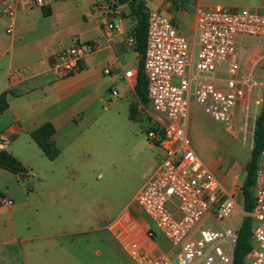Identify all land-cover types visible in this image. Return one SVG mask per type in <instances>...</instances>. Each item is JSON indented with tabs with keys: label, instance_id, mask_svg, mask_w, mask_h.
Instances as JSON below:
<instances>
[{
	"label": "built area",
	"instance_id": "built-area-1",
	"mask_svg": "<svg viewBox=\"0 0 264 264\" xmlns=\"http://www.w3.org/2000/svg\"><path fill=\"white\" fill-rule=\"evenodd\" d=\"M59 1L63 0H21L25 7ZM259 9L200 6L193 41L181 31L179 21L158 10L147 14L143 71L149 99L146 110L154 120L148 137L162 154L157 171L135 202L152 222L140 234L156 247L158 233H162L171 251L154 254L143 243L135 223H126L129 213L125 212L113 227L137 264H233L240 221L229 227L216 223L233 214L237 201L191 145L190 104L196 100L214 120L234 133H250L253 140L256 114L251 107L262 103L264 89V8ZM3 13L9 16L7 33L14 32L12 5ZM108 27L120 29L115 23ZM129 41L135 43L134 38ZM93 50L92 43L75 36L69 46L51 56V69L59 76L78 73ZM125 75L132 78L135 72L128 70ZM253 191L254 245L245 264H264V149ZM0 202L12 205L14 200L2 195Z\"/></svg>",
	"mask_w": 264,
	"mask_h": 264
},
{
	"label": "crops",
	"instance_id": "crops-1",
	"mask_svg": "<svg viewBox=\"0 0 264 264\" xmlns=\"http://www.w3.org/2000/svg\"><path fill=\"white\" fill-rule=\"evenodd\" d=\"M82 1L83 19L78 30L64 38L61 47L50 48L41 46L38 41L25 40V34L28 33L25 26L32 20L46 24L60 1L48 6L25 7L21 0H14L13 3L0 0V95L6 92V105H1L3 110L0 112V148L13 153L30 168V172L33 171L26 175H17L0 168V196L14 200L12 205L0 202V264H89L88 257L80 256L81 243L75 239L80 231H85L80 228L77 215L71 216L69 222L63 224L56 220H45V215L40 214L37 209L39 207L34 206L35 202L42 204V199L34 201L37 192L32 184L28 185L35 176L34 160L28 156L36 155L37 150H40V154L44 153L31 137V131L51 121L56 129L52 139L59 149V155L54 160L61 158L67 166H73L75 155L80 157L88 148V145H81L79 139L90 130V89L101 87L95 84L99 75L109 76L106 89L113 95H120L119 87L120 90H131L133 98L129 108L133 102L138 104V108L147 106L138 103L134 89L139 65H129L131 47L134 48L133 56L139 61L144 57L136 49L138 17L133 10L132 0H118L117 3H108L107 0ZM140 2L146 14L150 10H158L179 21L181 31L190 36L192 41L195 35L196 9L214 5L194 7L188 0ZM223 3L238 6L240 0H227ZM9 4L13 7L16 22L12 33L6 31L9 16L3 13ZM249 6L251 5L246 7ZM109 23L120 25V29L110 30ZM75 36L92 43L94 50L86 57L83 68L78 73L59 76L51 69V56L69 46ZM130 38H134L135 43H131ZM106 69L110 72L106 73ZM128 70H133L135 77H126ZM158 163L159 159L143 186L157 171ZM205 163L216 174L213 160ZM221 184L227 192L222 182ZM128 213L126 223H135L143 243L154 254L171 251L170 243L162 233H158L156 247L152 241L140 234L141 230L152 224L149 218L145 219L140 213ZM116 219L106 227L113 232L115 238L122 241L118 230L113 227ZM162 237L167 240L168 249L163 248Z\"/></svg>",
	"mask_w": 264,
	"mask_h": 264
},
{
	"label": "rangeland",
	"instance_id": "rangeland-1",
	"mask_svg": "<svg viewBox=\"0 0 264 264\" xmlns=\"http://www.w3.org/2000/svg\"><path fill=\"white\" fill-rule=\"evenodd\" d=\"M188 1L196 7L224 4L227 0ZM59 3L46 24L32 20L25 26L28 29L25 40L58 48L62 46L64 38L78 30L83 19L84 1L66 0ZM238 4L240 7L251 5V8L260 5L259 10L262 11L264 0H240ZM133 51L131 47L129 65L138 67L139 60L133 56ZM108 79V75H99L95 84L101 87L90 89L92 99L88 123L91 126L88 133L79 139L81 145H88L87 151L80 157L76 154L74 165L67 166L61 158L50 160L37 150L36 155L28 156L34 160L35 173L28 185L32 184L37 192L34 201L42 199V204L33 203L39 207V213L45 215V220L66 224L71 216L77 215L80 228L85 231H80L75 239L81 243L80 256L88 257L89 264H137L125 244L115 238L106 226L123 212L140 213L145 219L148 218L135 202V197L157 165L162 149L148 137L154 120L146 107L138 108L137 119H130L131 90H120L119 87L120 95H113L106 89ZM261 106V103L257 106L252 104V113L258 116ZM188 132L194 150L203 161L213 160L216 167L213 170L227 192L233 193L237 201L233 214L216 224L229 227L238 220L241 223L242 217L250 214L244 210L242 186L247 163L252 157L254 141L251 134L246 136L243 131L234 133L214 120L194 99L190 104ZM162 240L163 248L168 249L167 240L163 237Z\"/></svg>",
	"mask_w": 264,
	"mask_h": 264
},
{
	"label": "trees",
	"instance_id": "trees-1",
	"mask_svg": "<svg viewBox=\"0 0 264 264\" xmlns=\"http://www.w3.org/2000/svg\"><path fill=\"white\" fill-rule=\"evenodd\" d=\"M132 7L138 17L136 25V49L140 55L145 53L147 41V14L143 10L142 2L136 6V0H132ZM46 13L47 10H45ZM143 57L140 58L139 68L137 71V82L135 84V93L140 102L144 106L148 105L147 79L143 71ZM6 92L0 95V112L1 105L5 107ZM138 104L131 103L130 119H137ZM55 125L51 122H45L39 127L31 131V137L42 149L44 155L54 160L59 155V149L54 143L52 137L55 133ZM252 157L246 166V178L244 180L242 190L244 194V210L252 212L254 207V191L253 187L256 181V168L261 151L264 149V89L261 110L255 120L254 136H253ZM0 168L7 169L17 175L29 174L30 168L27 167L17 156L10 151L0 148ZM253 217L245 214L239 225V236L234 248L233 264H245V257L249 250L252 249L254 242L252 238Z\"/></svg>",
	"mask_w": 264,
	"mask_h": 264
},
{
	"label": "water",
	"instance_id": "water-1",
	"mask_svg": "<svg viewBox=\"0 0 264 264\" xmlns=\"http://www.w3.org/2000/svg\"><path fill=\"white\" fill-rule=\"evenodd\" d=\"M139 2H140V0H136V5H138Z\"/></svg>",
	"mask_w": 264,
	"mask_h": 264
}]
</instances>
